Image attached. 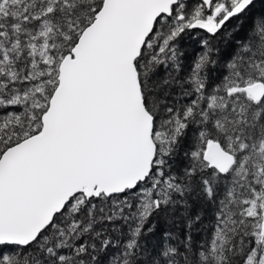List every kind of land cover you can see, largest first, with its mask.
<instances>
[{
    "label": "snow or ice",
    "instance_id": "1",
    "mask_svg": "<svg viewBox=\"0 0 264 264\" xmlns=\"http://www.w3.org/2000/svg\"><path fill=\"white\" fill-rule=\"evenodd\" d=\"M0 264H264V0H0Z\"/></svg>",
    "mask_w": 264,
    "mask_h": 264
},
{
    "label": "trees",
    "instance_id": "2",
    "mask_svg": "<svg viewBox=\"0 0 264 264\" xmlns=\"http://www.w3.org/2000/svg\"><path fill=\"white\" fill-rule=\"evenodd\" d=\"M181 211H182V210H181ZM176 218L179 219V212L177 213V217H176ZM159 227H160L161 229H163V228H167V227H168V224L165 223L164 221H161L160 224H159Z\"/></svg>",
    "mask_w": 264,
    "mask_h": 264
}]
</instances>
